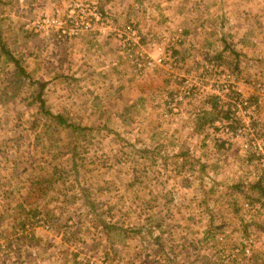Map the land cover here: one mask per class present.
<instances>
[{"label": "rangeland", "instance_id": "1", "mask_svg": "<svg viewBox=\"0 0 264 264\" xmlns=\"http://www.w3.org/2000/svg\"><path fill=\"white\" fill-rule=\"evenodd\" d=\"M27 1L18 2L15 0L13 5L7 7L8 9L5 11L8 18L1 22L0 35L3 41L9 43V46L18 40L24 41L23 37H33L34 34H44V37L48 38V42L52 40L55 44L62 45H66L70 40L85 39L87 35H99L92 33L89 28L80 29L75 35L67 38H58L54 28H50L47 33H40L41 28L36 29V25H39L36 23H39L43 15L55 14L65 26H68L70 19L78 22L79 14L89 17V7L97 8L96 4L89 0H42V3L39 0L40 4L38 3L37 7L34 5V9L29 14H33V16L27 15L30 10ZM128 1L109 0L106 2L109 23L106 22L109 29L105 32L108 34L104 38L112 43L116 53L111 60L112 65L109 64L106 67L107 77L104 76L103 79L93 82L88 80L86 83L89 86L86 87L81 79L86 75L84 71H81L77 73L81 80L72 83L76 86L74 87L77 88L75 92L80 93V97L85 95L83 94L84 89L90 90V93L98 89L100 92L103 91L104 95H106L105 89L120 94L123 93L121 82H130L133 79L142 80L143 78L145 80L148 75L157 73L160 79H157L156 83L152 80L143 84L146 97L149 98L146 103L141 100V110L131 109L132 104H130L127 111H121L117 115L116 108L108 104L109 111L96 107L88 115L83 111L80 101L75 105L68 106L70 102L65 97L58 102L53 94V88H49L53 85L50 83L47 91L44 92L45 103L50 111L56 112L59 108L64 118L82 125L93 124L92 118L98 115L96 119L100 123L96 126L80 127L76 135L78 142H75L76 144L73 146L66 144V140H62L54 148L52 145H46V140H44V144H41L42 141L38 142L37 139L43 135H54L55 130L45 127L44 122L39 123L37 117L33 115L34 110L31 106H22L19 101L20 92L18 96L11 98L4 105L0 104V239L4 241V248L0 250V264H21L19 259L25 252H30L32 257L29 260L30 264H53L52 260L56 261L59 256L62 259L66 257L69 264L73 256H75L73 258L75 263L139 264L140 261L147 259L144 253L153 254L152 240L147 237V233L144 235V232L147 231V228L149 231L156 230L155 223L160 224V237L166 235L162 244L167 256V264L219 263L218 260L217 262L212 260L211 250H209L210 245L211 248L217 249L218 247L216 244L218 242L213 239L212 233L216 229L230 228L236 223V216L241 213L240 204L243 198L241 193L231 188L230 185L234 182L247 181L250 178L247 173L249 170V162H246L247 155L240 151L238 141L231 140L222 133L221 128L209 126L208 123L204 124L199 132L202 136L208 137V142L200 144L199 133L194 132L193 125L196 121L195 115L201 108V100L205 101L206 94L200 93L184 97L174 107H171L168 102L171 95L183 86V79H187L188 83H191L192 77L201 70V64L195 65L191 60L183 62L186 49H193L192 53L187 56L202 53L203 58H212L211 56L205 57L208 56L209 49L198 48L196 42L198 25L192 26V23H197L196 20H200L198 10L200 11L205 3L210 5L212 0L207 2L205 0H132L133 6L128 5L134 8L135 11L131 10L134 16L130 20L126 19V16L120 19ZM160 3H163L161 8L154 7ZM44 6L45 8L52 7L51 9L58 8L59 12L54 10V13L50 14L35 13ZM166 6L176 8L166 12ZM180 7L182 10L179 12ZM159 9H161L160 12ZM173 11L174 14H170ZM137 14L141 20L140 18L135 20ZM25 17H27L26 19L32 18L27 22L21 20ZM116 17L120 19L118 24L115 23L118 19ZM123 23L128 25L129 29H134V33L137 35L130 39L131 47H128L122 40V37L126 35H128L126 39L133 35L129 34L128 29L124 34H121L122 37H116L114 34L124 27ZM182 23L183 30H177L176 27H180L177 25ZM137 24L140 25L139 28ZM113 26L119 27L118 30L111 28ZM204 27L208 33L207 30L211 26L205 24ZM162 36H166V40L162 43L165 53L178 51L177 49L183 44L181 48L184 47V50L180 53L184 57L177 53L179 66L171 67L170 70H163L162 67L157 66V68L155 66L142 67L145 57L157 55V51L153 49L150 42L157 41ZM153 51H155L154 54H152ZM40 54L38 49L34 54L30 50L27 55H24L23 52L16 56L21 61L20 65L23 64L24 67L26 61L33 59L36 62L35 67L38 64L34 69L40 70V67L44 66L46 74L48 69L53 66V61H48ZM134 54H141L139 68L136 66V62H133ZM2 63L0 62V64ZM223 65L232 67L236 71L238 79L248 74L242 73L243 68H238V66ZM68 66L66 63L65 67ZM159 66L164 67V65ZM37 70L35 73H38ZM80 70V67L75 69L77 72ZM122 70L125 72V77H120V74L124 73ZM2 73L0 66V74ZM65 83L69 84L71 80L65 81ZM236 86L241 90L239 84ZM152 103L154 108L151 106ZM126 104L129 103L126 102ZM155 122H158V128L155 130L154 137L150 138L147 132L152 131L151 128ZM41 123L42 126H40ZM101 123L104 128L101 127ZM125 125L129 127L125 129L123 127ZM139 125L146 126L147 129L145 131L142 129L140 132ZM67 132L68 129L62 127L60 135L67 136ZM225 139H229L227 147L223 145ZM176 145L183 147L185 155L182 159L195 161L191 170L188 165L181 167L183 162L181 158H174L172 150ZM53 149L58 151H72L73 149L81 155V157L77 155L74 165L60 166V170L63 171L61 178L67 180V182L64 181L67 183L66 185L76 179L75 185L89 196L90 199L86 196V200L93 201L94 209L88 210L90 208L88 205L83 207L82 202H74V197H77L75 191L65 192L63 197L59 198L60 202H63L62 206H59V209L54 206L53 210L54 214L69 216L68 220L70 221L65 223L60 240H45V259L39 260L38 245L28 252L24 247V238L27 233L35 235L44 233L45 237L51 238L52 225H46L45 222L43 224L32 222L31 224L26 223L27 225L25 224L24 230H22L19 226L13 227L14 217L11 219L7 214L3 215V212L4 210L8 211L7 205H10L11 201L17 199L20 194V188L18 189L15 185L17 183L21 185L24 181V179L21 181L22 174L25 177L28 169L42 168L41 159L44 157L42 153ZM142 149L154 158H145L140 155ZM59 162L63 161L59 160ZM196 163H201L202 172L197 171L200 170L201 165L198 166ZM68 166L71 167V170L65 169ZM178 168L181 170L179 174H176ZM58 179H60V173H58ZM185 179L188 183L182 185L185 183ZM218 194L224 195L223 199L226 201L233 197L228 203L229 206L226 207L224 201L220 202ZM235 201L237 209L234 210ZM100 219H108L114 224L112 226L116 225L122 229L124 227H140L141 233L138 235H143V237L120 239L113 233L110 235V239H106L101 231ZM213 219L218 223L208 228L206 225ZM50 222L53 221L50 220ZM37 230L43 232L39 233ZM35 231L37 232L35 233ZM168 232L170 237L167 236ZM141 247L143 254L140 251ZM34 255L36 256L34 257ZM66 261L61 263L65 264ZM23 262L26 261L23 260Z\"/></svg>", "mask_w": 264, "mask_h": 264}, {"label": "crops", "instance_id": "2", "mask_svg": "<svg viewBox=\"0 0 264 264\" xmlns=\"http://www.w3.org/2000/svg\"><path fill=\"white\" fill-rule=\"evenodd\" d=\"M33 1V3H31ZM96 4V9L100 13V19L92 24V27L89 29L92 33H98L99 35H93L91 33L90 36L87 35L85 39H78L80 41H69L66 45L62 44H55L54 41L50 40L48 42V38L44 37V34H34L33 37H23L24 41L18 40L15 43H12V45L9 46V43L7 44L5 41L6 48L9 50V52L15 57L18 58L19 62L21 63L20 59L16 55H21L24 52V55H27L28 52L31 50L33 54L36 50H40L41 57H45L48 59V61L52 62L53 66L48 69V71L45 74V71L43 69L44 66H41L39 69H34L35 67V61L33 59H29L26 61V66L24 67L23 64H21L24 68V71L27 73L29 77L28 79L33 81H38L42 84L41 89V101L44 105V109L49 111V113L55 115L59 114L61 118L66 121L68 124H72L75 126H96L100 125V123L97 121V117L92 118L93 124L90 125H82L81 123H78L76 121H73L71 119L64 118L61 113L60 109L56 112L50 111L45 103V97L44 92L47 91V88L49 87L50 83L53 85L49 88H53V94L57 98V101H61L63 99H66L70 102L68 106L75 105L78 101L82 103L81 107H83V111L89 115V112L96 109H105L106 111H109L108 104H111L116 108V114L119 115L124 111H127L129 109L130 104H132L131 109H137L141 110V100H144L145 103L149 97H146V92L144 91V82L146 81H152L156 83L157 79H160L157 73L154 75H148L147 79L144 80V78L141 80H135L133 79L130 82H121L122 85V92L123 93H114L112 90H107L106 95L103 94V91H99L96 86H94L95 91L93 93H90V90L84 89L83 94H85L83 97H80V93H76L75 90L77 88H74L76 86L73 85L72 82H78L81 79L84 81L86 87L89 86V84L86 83V81L89 80V82H93L98 79H103L104 76L107 77L106 71L107 66L110 64L112 65V58L116 54L115 49L112 47V43L106 40L104 37L108 34L105 32L109 29V25L107 24L108 16L107 14V4L106 2L109 0H89ZM166 1V0H165ZM209 0H205L207 2ZM15 0H0V25L1 22L8 18L7 13L5 11L13 5ZM97 2L99 3L97 5ZM40 2L39 0H28L27 6L28 9H30L27 12V15L30 14L31 10L34 9V5L37 7ZM42 3V0H41ZM128 4L132 5V0H129L126 4V9H123V14L120 15L121 17L126 16V19L130 20L132 16H134L131 12V10L134 8L130 7ZM168 4V3H167ZM163 3L157 4L154 7H162ZM133 6V5H132ZM8 7V8H7ZM123 7V6H122ZM45 8V6L37 10L35 13L39 14H50L54 13V10H58V8ZM131 8V9H130ZM176 7H167L166 6V12H170L172 9H175ZM105 10V11H104ZM182 10V7L179 8V12ZM194 10V9H193ZM135 11V10H134ZM161 9H159V12ZM163 12V11H162ZM178 12V13H179ZM164 13V12H163ZM199 19L196 20L197 23H192V26H197V32H196V42L198 45V48L200 49H209L208 50V56H211L212 59L217 60L218 62H221L226 65H234L238 66V68H243L242 73H251L255 70L256 67L262 66L264 64V0H212V3L208 5L207 3L202 5V9L200 11L198 10ZM161 14V13H160ZM170 14H174V11ZM29 16H33L29 15ZM36 16V15H35ZM179 16V15H176ZM22 18L21 20L26 22L31 19L32 17H29L28 19ZM118 18V17H116ZM141 20V17L138 16L135 18V20ZM120 19H116L115 23L118 24L120 22ZM107 21V22H106ZM112 23V22H110ZM128 24V23H127ZM208 24L211 27L207 30L208 33L204 30V25ZM124 25V23H123ZM139 24H137V27L139 28ZM180 27H176L177 30L182 31L183 29V23L180 25H177ZM113 29L118 30L119 27H111ZM201 28V29H200ZM112 29V30H113ZM129 29L128 25H124V27L120 31H116L114 34H116V37L124 34L126 30ZM29 30V29H28ZM139 30V29H138ZM11 32V28H10ZM133 35L130 36L131 38L137 37L134 33V29H132L131 32ZM9 34V33H8ZM8 36V35H7ZM10 36V35H9ZM183 44L181 45V47ZM24 47V49H22ZM112 47V49H110ZM177 49L178 51L174 50L172 51L173 54L177 56V53H180V51L184 50L183 48ZM197 47V46H196ZM22 49V52H21ZM20 51V52H19ZM193 49L187 48L185 51V59L183 62L187 61L189 62L191 60L192 63L195 65H199L202 63L203 60H207L208 58H203L202 53L199 55H191L187 56L189 53H192ZM155 51L152 52L154 54ZM118 54V52H117ZM117 56V55H116ZM182 56V55H181ZM194 56V57H193ZM184 57V56H182ZM1 59V58H0ZM74 60V61H72ZM182 61V60H181ZM1 62V60H0ZM197 62V63H196ZM68 63V67H65V64ZM10 66V65H9ZM161 69H169V67L165 66H159L155 65V68L157 67ZM77 67H80V71H75ZM37 70L38 73H35ZM84 71L86 77H82L81 79L78 77L79 75L77 73ZM122 72H124L122 70ZM240 73V71L238 70ZM120 77H125V72L120 74ZM71 83H65V81H70ZM109 80V79H108ZM124 80V79H123ZM168 82V80H165ZM171 82V80H170ZM79 84V83H78ZM82 88H85L82 86ZM93 88V87H92ZM241 90L244 93H247L249 91V88L240 85ZM121 92V90H120ZM36 93L32 91L31 86H28L27 83L22 88L20 94L30 96L26 100L21 101L22 106H31L34 110L33 115L37 117V121L44 122L45 127H49L54 129V135L52 136H42L38 138V142H41V144H44V140H46V145L50 146L52 145L55 148V145L60 143L62 140H66V144L73 146L78 142L77 138L71 135L67 136H61L60 130L63 127L54 124L49 120L48 117H46L38 108V103L36 104L32 97ZM32 95V97H31ZM109 99V100H107ZM128 102L129 104H126ZM4 105V104H2ZM106 105V107H105ZM151 105V104H150ZM99 106V108H98ZM152 108H154L152 103ZM201 111H206L208 114H212L213 109H211L208 102H205L204 100H201ZM200 110L198 113H200ZM211 111V112H209ZM215 111V110H214ZM99 110L97 111V113ZM120 112V113H119ZM153 112V111H152ZM198 115V114H197ZM116 117V116H115ZM108 118V116H107ZM106 125V122H104ZM158 122H155V125L151 128L152 131H148L147 134L150 138L154 137L155 130L158 128ZM209 125V123L207 124ZM42 126V123L41 125ZM101 127L104 128V125L101 123ZM107 127H109L107 125ZM128 128L129 126L125 125L123 126ZM204 127L196 126V121L193 125V130L196 133H199L200 130ZM138 129L140 132L143 129L144 131L147 129L146 126L139 125ZM199 135L200 144H204L208 142V137L206 135ZM76 142V143H75ZM172 150L173 156L175 159L181 158L182 159V152H184L182 149L183 147L180 145H176L173 147ZM46 153V155H45ZM138 153V152H136ZM145 158H153L150 156L149 153H144L143 149L141 153H139ZM44 156L42 161V168L34 167L30 170L28 169L26 171L25 177L22 174L21 176V185L17 183L15 186L19 189L20 188V194H18L17 199H14L11 201L10 205H7V210H4L3 215H8L13 218V225L14 223L18 225L20 222H23V227H20V229L24 230L25 224H31L32 222L38 224H50L52 225V232L50 234L51 238L49 236L45 237V234L41 235H35L33 233H27L26 237L24 238V247L29 252L32 248H34L36 245H38V248L40 251L39 253V260L45 259L44 254V245L45 240H60V237L62 236L65 228V223H69L70 220H68L69 216H61L57 215V213L54 214V206L59 209V206H62L63 202H60V197H63L65 192L68 190H73L76 192V196L74 197V202H82L81 204L83 207H86L87 205L90 207L88 210H93V201L86 200V196L89 198V196L84 193L81 189H79L74 182H76V179L72 181V183H65L67 182L65 178H61V173H63L62 169L60 170V166H65L66 164L74 165L76 163L77 155L79 157V153L74 151H58L56 150H48L44 151L42 153ZM185 155V154H184ZM46 156H48L46 158ZM79 159V158H78ZM59 160L63 162H59ZM201 165V163H199ZM182 167V166H181ZM202 165L200 166L201 169ZM75 168V167H73ZM71 170V167L68 166V168ZM26 170V168H24ZM181 169L176 170V174L180 173ZM202 170V169H201ZM76 172V170H75ZM202 172L199 170V173ZM58 173H60V179H58ZM198 173V174H199ZM199 179V178H198ZM248 178L247 180H249ZM188 181L185 179V183L182 185H187ZM181 185V186H182ZM183 187V186H182ZM73 194V193H72ZM79 194V196H78ZM222 194H218V199L221 201H224L226 203V207L229 206V202L232 200L230 198L228 201L223 199ZM90 199V198H89ZM242 200V199H241ZM80 204V205H81ZM81 205V206H82ZM234 207L236 208L237 202H234ZM5 208V207H4ZM53 213V215H52ZM35 216V217H34ZM47 217V218H46ZM48 219V220H47ZM52 220L53 222H50ZM100 224L102 225V232L103 236L106 239H110L111 234H115L116 237L122 239V238H136L139 239L143 237V235H138L140 232V227H127L122 229L121 227L112 226L114 225L111 221L108 219H100ZM30 222V223H29ZM218 223V221L210 220L208 222V225H206L208 228L211 227V225ZM26 224V225H27ZM39 226V225H36ZM156 228V230H154ZM154 228L149 231V228H147V231L144 232V235L146 233L148 234L147 237L152 240L151 246L152 253H144L147 259L145 261H140L139 264H148L150 262H153L155 264H167V256L163 249L162 241L165 236L160 237V224L155 223ZM39 233H42L43 231L37 230ZM35 231V233L37 232ZM34 236V237H33ZM168 237H170L168 232ZM35 238V239H33ZM66 239V238H64ZM154 243V244H153ZM158 246H160L158 248ZM69 247V246H68ZM70 248V247H69ZM24 249V248H23ZM25 250V249H24ZM141 253L143 254V248H140ZM25 252V251H24ZM38 255V254H36ZM34 255V257L36 256ZM61 255V254H60ZM57 257V256H56ZM73 256L71 258L70 264H84V263H75L73 261ZM21 264H30V259H32L30 252L29 253H22L20 256ZM67 258H59L54 261L52 260L53 264H64L61 263L62 261H66ZM69 260L66 261L65 264ZM74 262V263H73ZM33 264V263H32Z\"/></svg>", "mask_w": 264, "mask_h": 264}, {"label": "built area", "instance_id": "3", "mask_svg": "<svg viewBox=\"0 0 264 264\" xmlns=\"http://www.w3.org/2000/svg\"><path fill=\"white\" fill-rule=\"evenodd\" d=\"M89 10V17L79 14V21L70 19L68 26H65L55 14L43 15L39 23H36L39 24L36 25V29L41 28L40 33H47L50 28H54L58 38L73 36L80 29L91 28L92 24L100 19V13L96 8L89 7ZM128 32L130 34L132 29H128ZM126 37L128 35L122 37V40L131 47L129 41L132 38ZM165 40L166 36H162L157 41L150 42L157 55L145 57L142 67L179 66V59L175 54L165 53L162 47ZM140 56L141 54H134L132 57L138 68ZM243 76L238 79L232 67H226L212 58L207 59L201 63V70L192 77L191 83H188L187 79L182 80L183 86L171 95L168 102L174 107L187 96L200 93L214 96L219 115L209 126L221 128L223 134L239 142L240 151L247 155L246 162H249L247 173L252 180L260 179L264 191V64ZM236 84L248 87L249 91L244 93ZM220 112H223L224 116H221ZM228 140L225 139L223 142L225 147L228 146ZM240 208L241 213L236 216L234 225L230 228L216 229L212 233L218 247L211 248L210 245L209 250L212 260L214 262L218 260L219 263L216 264H264V193L258 201L243 200ZM3 243L4 241L0 239V250L4 248Z\"/></svg>", "mask_w": 264, "mask_h": 264}, {"label": "trees", "instance_id": "4", "mask_svg": "<svg viewBox=\"0 0 264 264\" xmlns=\"http://www.w3.org/2000/svg\"><path fill=\"white\" fill-rule=\"evenodd\" d=\"M0 60L3 62L0 64L1 70L3 71L1 78H0V104H4L5 102L9 101L11 98L18 96L19 92H21L22 88L27 83L28 86H31L32 91L36 93L32 97V100L37 104L40 111L49 118L51 122H53L56 125L66 127L68 129L69 135L76 137L78 129L80 127L68 124L66 121H64L59 114H51L49 111L44 109V105L41 101V89L42 84L38 81H33L28 79L29 77L27 73L24 71V68L22 65H20L18 58H15L9 50L6 48L5 42L3 41V38L0 35ZM10 65V66H9ZM9 67V68H8ZM28 97L27 95H22L19 97V101L26 100ZM205 102H208L211 109H213L212 114L206 113V111H201L196 114V126L199 127L203 126L204 124L211 123L217 115H219V112L216 109V98L212 95H207L205 97ZM215 110V111H214ZM221 116H224L223 112H220ZM61 124V125H60ZM83 135V134H82ZM84 137V136H82ZM143 152L146 153L147 151L143 149ZM182 157L184 156V152H182ZM81 157V155H79ZM154 158V157H153ZM81 159V158H80ZM182 165H188V168L191 170L193 164H195V161H185V159H182ZM199 166V163H196ZM199 172V169L197 170ZM201 171V169H200ZM231 188L237 190L241 193V196L243 200L248 202H254L258 201L263 196V185L260 182V179L256 180H247L244 182H234L230 185ZM234 210L237 208H233ZM237 211V210H236ZM23 222H20L18 225H12L23 227ZM148 264H155L153 262H150Z\"/></svg>", "mask_w": 264, "mask_h": 264}]
</instances>
